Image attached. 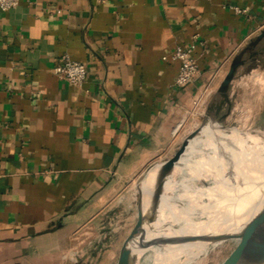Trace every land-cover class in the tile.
Here are the masks:
<instances>
[{"label": "crops", "instance_id": "crops-1", "mask_svg": "<svg viewBox=\"0 0 264 264\" xmlns=\"http://www.w3.org/2000/svg\"><path fill=\"white\" fill-rule=\"evenodd\" d=\"M196 34L199 75L176 87L172 52ZM240 52L238 71L264 68V0L0 8V264H97L105 251L110 264V201L175 153L201 116L193 100L207 86L211 102ZM65 53L86 64L83 85L54 71Z\"/></svg>", "mask_w": 264, "mask_h": 264}, {"label": "bare ground", "instance_id": "bare-ground-1", "mask_svg": "<svg viewBox=\"0 0 264 264\" xmlns=\"http://www.w3.org/2000/svg\"><path fill=\"white\" fill-rule=\"evenodd\" d=\"M248 79L263 82L264 74L254 72ZM240 121L230 127L218 121L204 124L182 157L188 176L167 179L148 235L160 241L152 248L164 264L203 263L206 254H201L221 238L264 225V129L248 125L246 118ZM158 170L156 164L140 183L145 208L156 200ZM179 185L182 191L175 196Z\"/></svg>", "mask_w": 264, "mask_h": 264}, {"label": "rangeland", "instance_id": "rangeland-1", "mask_svg": "<svg viewBox=\"0 0 264 264\" xmlns=\"http://www.w3.org/2000/svg\"><path fill=\"white\" fill-rule=\"evenodd\" d=\"M255 69L256 68H250L249 70H244L243 72L242 70L238 71V75L234 79L229 90L230 104L223 106L222 112L227 110L228 113L220 121L221 126H238L241 125L240 118H246L248 120V125L264 129V81L260 82L252 80V82L248 79V77H250V75L254 72L264 74V69L259 67H257L256 70ZM253 110H255L254 113ZM208 122L209 119H204L203 114L198 117L193 124H191L189 130H193L201 124H206ZM188 174L189 172L186 168V160L183 158V160L181 159L175 167L171 177L174 180L179 181L181 178L183 179L187 177ZM143 180L144 177L128 184L124 190L114 196L109 203V213L105 219V224L109 227L107 239L111 240V248L116 249L117 253L112 258L110 264L116 263L120 248L127 237V234H129L137 220L139 186ZM181 191L182 187L180 185L176 186L173 194L176 196ZM150 228L151 226L148 224L146 236L149 239L152 238L151 236H148L151 234ZM260 234L261 228L251 227L247 231L227 235L217 241L218 243L216 242V244H212L207 253L201 254V257H204L206 254V259L200 264H245ZM159 245V241H155L151 244L150 248L140 256L137 264H164L159 257L157 258V255L154 253L152 248L153 246ZM107 262V251H105L100 254L97 264H108ZM186 264L194 263L188 262Z\"/></svg>", "mask_w": 264, "mask_h": 264}, {"label": "water", "instance_id": "water-1", "mask_svg": "<svg viewBox=\"0 0 264 264\" xmlns=\"http://www.w3.org/2000/svg\"><path fill=\"white\" fill-rule=\"evenodd\" d=\"M243 63V52H240L233 58L229 69L221 79L216 89L215 96L212 98L211 102L206 108L204 119H209V121L213 122H220L222 118L227 115L228 111L226 110L225 112H222V109L224 104H230L229 90L231 84L238 75L239 67ZM203 125L204 124H201L197 128L187 133L175 153L159 165L154 195L156 200L151 208L144 207L143 192L139 186L137 220L121 246L116 264H137L142 254L138 255L136 250L147 249L155 241H159L158 239L147 238L146 225L155 221L157 213L159 212L161 198L165 191V183L167 179L171 177L173 171L175 170V167L181 161L191 141L197 136ZM147 171L143 172L139 179L143 178ZM251 227L261 228V234L255 242L253 250L245 264H264V225H251L248 229H250ZM248 229H246L245 231H247Z\"/></svg>", "mask_w": 264, "mask_h": 264}, {"label": "built area", "instance_id": "built-area-1", "mask_svg": "<svg viewBox=\"0 0 264 264\" xmlns=\"http://www.w3.org/2000/svg\"><path fill=\"white\" fill-rule=\"evenodd\" d=\"M20 0H0V8L7 10L16 6ZM235 12L246 13L247 7L239 5L232 6ZM199 43V34H196L192 41L185 44H178L172 52V58L179 60L180 66L174 85L176 87L185 86L195 81L199 75L200 68L198 58L195 54V49ZM54 71L63 79L68 82L81 86L87 79L86 64L80 60L71 57L68 53L63 54L62 61L54 66ZM223 71L222 66L216 70V76ZM214 92L213 88L205 87L204 92L199 97L193 100L194 108L192 113L195 115H203L206 111L209 98Z\"/></svg>", "mask_w": 264, "mask_h": 264}]
</instances>
